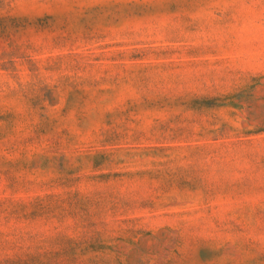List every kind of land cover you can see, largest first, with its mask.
<instances>
[{
	"label": "rangeland",
	"instance_id": "rangeland-1",
	"mask_svg": "<svg viewBox=\"0 0 264 264\" xmlns=\"http://www.w3.org/2000/svg\"><path fill=\"white\" fill-rule=\"evenodd\" d=\"M0 264H264V0H0Z\"/></svg>",
	"mask_w": 264,
	"mask_h": 264
}]
</instances>
